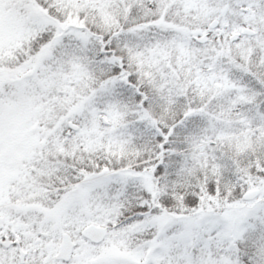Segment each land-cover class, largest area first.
<instances>
[{"label": "snow or ice", "instance_id": "1", "mask_svg": "<svg viewBox=\"0 0 264 264\" xmlns=\"http://www.w3.org/2000/svg\"><path fill=\"white\" fill-rule=\"evenodd\" d=\"M0 264H264V0H0Z\"/></svg>", "mask_w": 264, "mask_h": 264}]
</instances>
